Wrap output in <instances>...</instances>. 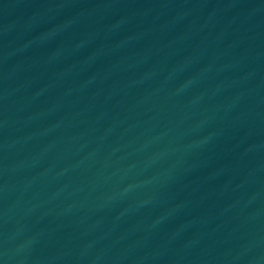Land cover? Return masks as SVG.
Returning <instances> with one entry per match:
<instances>
[{
	"label": "water",
	"instance_id": "1",
	"mask_svg": "<svg viewBox=\"0 0 264 264\" xmlns=\"http://www.w3.org/2000/svg\"><path fill=\"white\" fill-rule=\"evenodd\" d=\"M0 264H264V0H0Z\"/></svg>",
	"mask_w": 264,
	"mask_h": 264
}]
</instances>
